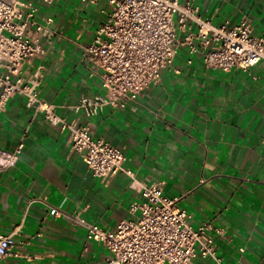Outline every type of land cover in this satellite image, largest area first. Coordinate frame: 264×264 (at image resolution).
<instances>
[{"label": "crops", "instance_id": "obj_1", "mask_svg": "<svg viewBox=\"0 0 264 264\" xmlns=\"http://www.w3.org/2000/svg\"><path fill=\"white\" fill-rule=\"evenodd\" d=\"M21 1L32 6L38 23L51 18L50 34L41 40L44 52L23 65L22 79L40 65L44 102L122 149L137 182L162 181L163 194L178 198L193 227L209 222L219 230L214 239L220 264H264V61L249 70L206 69L200 54L187 63L188 51L180 47L171 69L139 97L86 118L70 106L102 94L81 52L107 19L109 5ZM191 1L213 24L245 18L251 34L264 39V0ZM19 143L16 164L0 169V233L14 230L12 252L18 254L3 263L104 264L108 252L85 238V225L112 231L136 218L139 211L130 208L142 200L139 188L122 172L93 176L71 149L68 132L15 94L0 111V150ZM192 264L216 263L196 257Z\"/></svg>", "mask_w": 264, "mask_h": 264}, {"label": "built area", "instance_id": "obj_2", "mask_svg": "<svg viewBox=\"0 0 264 264\" xmlns=\"http://www.w3.org/2000/svg\"><path fill=\"white\" fill-rule=\"evenodd\" d=\"M81 1L95 4L99 0ZM106 2L110 7L107 19L81 52L90 75L98 77L102 94L82 96L70 106L86 118L105 106L123 108L139 97L160 80L163 71L171 69L180 47L188 51L187 63L192 55L200 54L206 69L249 70L264 61V39L251 34L245 18L233 25L228 21L215 25L191 0ZM50 22L51 18L43 24L35 21L34 9L21 0H0V111L13 95L23 96L27 107L68 132L71 149L82 156L93 176L105 179L122 172L139 188L142 200L130 208L139 211L136 218L120 221L112 231L88 223L85 238L108 252L104 264H192L196 257L220 264L214 239L219 230L209 222L193 227L187 213L177 207L178 198L163 194L162 181L150 185L137 182L125 165L122 149L94 137L87 123L68 121L53 104L44 102L38 91L40 65L32 76L22 79L23 65L44 52L41 40L50 34ZM21 149L19 143L11 151L0 150V169L14 166ZM50 212L57 214L54 208ZM13 235L14 230L0 233V264H5L3 259L10 254L18 256L12 252Z\"/></svg>", "mask_w": 264, "mask_h": 264}]
</instances>
